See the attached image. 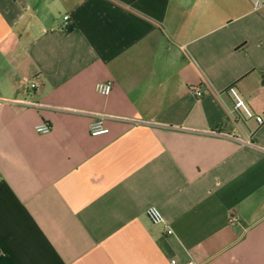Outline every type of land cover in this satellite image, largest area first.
<instances>
[{"label":"crops","instance_id":"0c3cea01","mask_svg":"<svg viewBox=\"0 0 264 264\" xmlns=\"http://www.w3.org/2000/svg\"><path fill=\"white\" fill-rule=\"evenodd\" d=\"M231 86L264 118V3L0 0V264H264V122Z\"/></svg>","mask_w":264,"mask_h":264},{"label":"built area","instance_id":"2783aa9c","mask_svg":"<svg viewBox=\"0 0 264 264\" xmlns=\"http://www.w3.org/2000/svg\"><path fill=\"white\" fill-rule=\"evenodd\" d=\"M249 1L252 2V4L256 9L260 8L264 3V0H249ZM68 19H69L68 16L64 17V22L62 25L64 29H68L69 27ZM29 88L31 90H36L38 88V82L36 79L30 81ZM96 91L101 95L107 96L111 91V85L109 83H98L96 85ZM188 91L195 97H200L203 94L201 87L197 85H188ZM228 93L233 100V109L236 112L241 113L246 119H253L258 125H261L264 122V118L262 116L256 115L250 110V108L246 105V103L244 102V100L242 99V97L240 96V94L238 93L235 87L233 86L229 87ZM2 103H4V101L0 100V104ZM106 120H107V116L103 113L95 115L89 126L90 135L98 136V135L107 134L109 129L105 126ZM50 130H51L50 126L46 123H40L35 127V132L40 134H48ZM243 143L245 146H252V144L248 140ZM145 214L148 220L152 224H165V218L156 206L147 207L145 210ZM236 220L237 219L235 216L229 217L230 223H235ZM172 264L174 263L172 262ZM186 264H193V263H186Z\"/></svg>","mask_w":264,"mask_h":264}]
</instances>
